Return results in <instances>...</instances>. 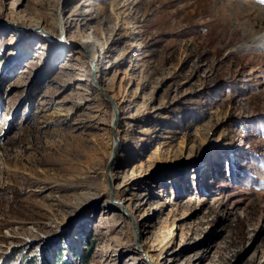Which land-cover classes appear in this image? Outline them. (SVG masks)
<instances>
[{"label":"rangeland","instance_id":"rangeland-1","mask_svg":"<svg viewBox=\"0 0 264 264\" xmlns=\"http://www.w3.org/2000/svg\"><path fill=\"white\" fill-rule=\"evenodd\" d=\"M263 5L0 0V264H145V247L159 264H264ZM59 13L65 54L96 41L111 99H80L92 64L57 60L42 32Z\"/></svg>","mask_w":264,"mask_h":264},{"label":"bare ground","instance_id":"bare-ground-1","mask_svg":"<svg viewBox=\"0 0 264 264\" xmlns=\"http://www.w3.org/2000/svg\"><path fill=\"white\" fill-rule=\"evenodd\" d=\"M261 1L264 2V0H261ZM253 3L255 4V2H253ZM257 6H258V4H257ZM259 8H260V11L262 13L261 14V16H262L261 18L264 19V5L261 6V7L259 6ZM250 11L251 12L253 11V7H250V8L247 9V13L250 12ZM9 14L11 16L15 17V21H16L17 24H19L20 27H24V28L27 27L28 31H31V30L35 29L36 27L41 26V25H39V21L38 20H36L35 18H32L30 16H26L24 14H20V13H18V10H14V13L11 12ZM68 19H69L68 15L64 16V15H61V13H59V15L57 14L56 18H55V23H56L55 27H56L58 33L57 34H53V33H51L52 30H50L48 28H45V27L42 28L43 29L42 32L44 31L50 37L54 38V40L52 39L53 40V42H52L51 39L47 35H45L46 39H48V41H51L53 43V53L56 54V56H58L57 60H60V59H61V61L63 59L66 60L67 58L64 57V55L65 56L70 55V59L68 61H71L72 59H74L73 56L76 53H78V54L83 55L84 58L89 61V65H91V63H93V61H94L93 71L91 70V68H89L88 72H86V74L81 73V74H79V76L76 77V79L80 80V81H89V82L93 81V84H91V87H90L89 91L84 92L85 89L83 90L81 87H78L79 90H80L79 94L81 95L80 99L82 101L90 100V99L92 100L95 97L100 96L101 93H102V95L105 94L107 96V92L104 89V86L102 84V80H100L101 63L99 64V62L102 61V59L99 56L100 58H98L99 61L97 63H96V59L94 60V54L97 52V47H98L96 41L94 39H92V37L89 36V35H83V36L77 37L76 39H72L73 42L71 43L76 48L73 49V50H70L69 53H67V54L64 53L66 50L64 49L63 43L66 42V44H69L68 37L66 35L67 34V30L70 27L69 26L70 24H68ZM247 30H249V29H247ZM41 35L43 36V38H45L43 34H41ZM231 36L232 37H230L229 40H228L229 43H234V42H237L240 39H244V37H246L247 35H238V29H234L232 31V33H231ZM55 39H57V41H55ZM58 39H59V41H58ZM61 39H64V40L61 41ZM255 40L257 41V43L259 41L261 42V43H259L260 44L259 47H264V33L261 34L260 36L256 37ZM74 69L79 70L78 67H74ZM108 98L111 99V97H109V96H108ZM77 102L81 103L79 101H77ZM56 111H58V109H56ZM116 121H117V119L114 121V128L117 127L116 126ZM108 177L112 181V178H113L112 172L108 173ZM113 196H114V198L116 200H120V199H118L116 197V194H114ZM121 201L123 203V200H121ZM107 207H113V208L120 209L122 206H119V205H116V204H112V203H108ZM124 208L129 212V210L127 209L126 205L124 206ZM130 216H131L132 219H134V217H133V215H131V213H130ZM133 221H134V223L136 225L137 220L134 219ZM140 247H142V246H140ZM156 250L157 249L152 248V247H145V249L143 248L142 251H143V255L145 257V259H143V260H144L145 264H159L160 257L159 256L156 257V255H155Z\"/></svg>","mask_w":264,"mask_h":264},{"label":"water","instance_id":"water-1","mask_svg":"<svg viewBox=\"0 0 264 264\" xmlns=\"http://www.w3.org/2000/svg\"><path fill=\"white\" fill-rule=\"evenodd\" d=\"M92 64V71H93V63H91ZM107 98H108V96H106ZM116 120V116H114L113 117V119H112V126L111 127H113L114 128V121ZM112 138H113V142L115 143V140H116V138H115V136H114V132L112 131ZM114 147H115V144L112 146V150H114Z\"/></svg>","mask_w":264,"mask_h":264}]
</instances>
